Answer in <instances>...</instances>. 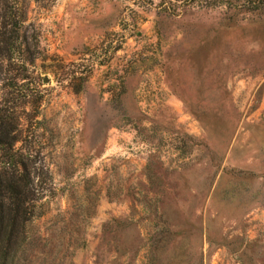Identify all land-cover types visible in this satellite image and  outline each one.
<instances>
[{"label": "rangeland", "instance_id": "374dc122", "mask_svg": "<svg viewBox=\"0 0 264 264\" xmlns=\"http://www.w3.org/2000/svg\"><path fill=\"white\" fill-rule=\"evenodd\" d=\"M9 1L34 58L0 52L21 264H264V11Z\"/></svg>", "mask_w": 264, "mask_h": 264}, {"label": "trees", "instance_id": "16d2710c", "mask_svg": "<svg viewBox=\"0 0 264 264\" xmlns=\"http://www.w3.org/2000/svg\"><path fill=\"white\" fill-rule=\"evenodd\" d=\"M176 5L190 9L195 4L205 6H225L238 8L244 11H264V0H171ZM9 0H0L3 9L0 10V48L1 54L10 60L13 44L23 39V45L27 50L23 52L20 66L26 68L34 63V58L21 35L24 20L23 13L19 16L11 13L7 5ZM13 23H9V20ZM18 19V20H17ZM21 45V42H19ZM27 53L28 57H24ZM11 132L7 130L5 120L0 115V264H21L22 258L30 252V239L28 237V225L33 219V202L31 194V180L28 173V165L24 158H17L13 154L15 140H8ZM8 140V141H7Z\"/></svg>", "mask_w": 264, "mask_h": 264}]
</instances>
